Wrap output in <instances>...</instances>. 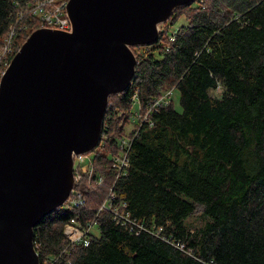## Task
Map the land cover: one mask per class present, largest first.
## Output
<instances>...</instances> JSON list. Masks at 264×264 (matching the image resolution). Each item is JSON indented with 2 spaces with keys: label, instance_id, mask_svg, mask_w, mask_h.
Returning <instances> with one entry per match:
<instances>
[{
  "label": "trees",
  "instance_id": "1",
  "mask_svg": "<svg viewBox=\"0 0 264 264\" xmlns=\"http://www.w3.org/2000/svg\"><path fill=\"white\" fill-rule=\"evenodd\" d=\"M25 1L0 0V39L15 3ZM180 16L187 23L171 41L169 26ZM23 23L29 30L18 32L15 50L40 27L33 16ZM132 49L136 76L124 93L110 96L103 124L108 137L94 155V177L103 175L104 185L84 175L77 188L86 202L61 206L36 225L41 264L66 247L64 228L72 217L85 222L96 215L98 234L55 264H264V0H195L160 24L158 42ZM168 88L179 90L182 110L171 101L154 126L141 129L129 173L115 191L134 217L163 226L162 235L185 250L150 232L132 233L110 212H98L115 179V138L125 130L118 110L130 107L135 91L146 102ZM197 204L206 219L192 230L186 221Z\"/></svg>",
  "mask_w": 264,
  "mask_h": 264
},
{
  "label": "water",
  "instance_id": "2",
  "mask_svg": "<svg viewBox=\"0 0 264 264\" xmlns=\"http://www.w3.org/2000/svg\"><path fill=\"white\" fill-rule=\"evenodd\" d=\"M195 0H69L72 30L40 27L0 83V264H41L34 228L73 189V155L100 143L110 96L136 76L133 46Z\"/></svg>",
  "mask_w": 264,
  "mask_h": 264
},
{
  "label": "built area",
  "instance_id": "3",
  "mask_svg": "<svg viewBox=\"0 0 264 264\" xmlns=\"http://www.w3.org/2000/svg\"><path fill=\"white\" fill-rule=\"evenodd\" d=\"M69 0H26L25 2H16V10L12 16V20L8 27L7 35L0 39V83L2 76L6 72L12 57L15 55V41L18 32L22 29L29 30L24 20L26 16H33L37 18L40 27L53 28L71 31L72 22L68 14ZM39 27V28H40ZM177 30L174 29L169 33V39L174 41ZM175 88H168L162 94L153 99L143 102L137 91L130 96V107L127 109L118 110L117 116L120 118V126L125 130L120 137H116V145H118V152L111 155V166L115 173V179L111 185L108 186L104 201L100 204L98 212L108 211L112 215V220L127 228L132 233H139L141 231L150 232L156 236H160L163 240L174 244L181 250H185L184 243H179L170 240L162 235L163 226L156 227L148 225L145 222L134 217L129 211L128 203L118 199V194L115 191L117 182L124 176L128 175L131 161L130 151L132 145L143 127H152L155 125L156 114L164 107L169 105L172 101V95ZM106 129V128H105ZM108 136L103 132L100 143L104 142ZM99 146V145H98ZM97 146V147H98ZM96 147V148H97ZM73 173L74 185L70 196L65 204H71L74 207H80L86 202L83 192L77 188L82 182L84 175H88L90 181H94L95 186L104 185L105 178L103 175L95 176V158L89 152L73 155ZM64 204V205H65ZM97 215L93 219H88L85 222L79 220L77 217H72L64 228V235L67 245L57 255L52 257L45 264H55L58 260L69 259L72 253L71 248L85 240V237L94 230H99Z\"/></svg>",
  "mask_w": 264,
  "mask_h": 264
},
{
  "label": "rangeland",
  "instance_id": "4",
  "mask_svg": "<svg viewBox=\"0 0 264 264\" xmlns=\"http://www.w3.org/2000/svg\"><path fill=\"white\" fill-rule=\"evenodd\" d=\"M186 17L185 16H180L174 23L173 25L169 26V31L172 32L174 29L186 24ZM214 95L218 96L220 95V91L217 92H212ZM172 101L174 102V106L176 107L177 110L181 111L182 110V105L180 103V92L178 89H174V93L172 95ZM97 148H95L94 150L89 151V154L94 156L95 152H96ZM63 206H66L63 205ZM206 216L204 215V207L202 206V204H197L195 211L192 215H190L187 218V223L188 225L192 228V230H194L195 228L199 227L200 225L203 224V222L205 221ZM94 232L96 234H98V229H95Z\"/></svg>",
  "mask_w": 264,
  "mask_h": 264
},
{
  "label": "bare ground",
  "instance_id": "5",
  "mask_svg": "<svg viewBox=\"0 0 264 264\" xmlns=\"http://www.w3.org/2000/svg\"><path fill=\"white\" fill-rule=\"evenodd\" d=\"M36 26H37V24H36ZM34 27H35V26H34ZM37 27H38V26H37ZM28 28H29V27H28ZM31 28H32V27H31ZM33 31H34V30H33ZM33 31H32V32H33ZM32 32H31V33H32Z\"/></svg>",
  "mask_w": 264,
  "mask_h": 264
}]
</instances>
